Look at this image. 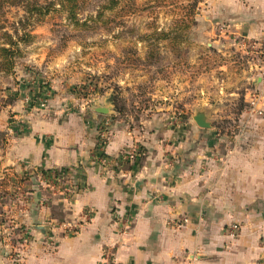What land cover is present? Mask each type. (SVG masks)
<instances>
[{"label":"crops","instance_id":"1","mask_svg":"<svg viewBox=\"0 0 264 264\" xmlns=\"http://www.w3.org/2000/svg\"><path fill=\"white\" fill-rule=\"evenodd\" d=\"M197 10L203 39L217 48L243 54L244 44L264 43V0H201ZM35 79L23 99L43 89L45 103L7 125L2 156L30 180L22 222L32 238L21 264H98L104 249L119 264L251 263L255 240L229 239L224 228L243 221V235L264 234V90L260 113L245 93L238 130L225 140L187 114L150 115L132 127L64 93L78 76L55 77L47 89ZM101 129L110 135L102 152ZM43 170L59 172L62 190L44 184ZM62 222L78 230L65 233Z\"/></svg>","mask_w":264,"mask_h":264},{"label":"rangeland","instance_id":"2","mask_svg":"<svg viewBox=\"0 0 264 264\" xmlns=\"http://www.w3.org/2000/svg\"><path fill=\"white\" fill-rule=\"evenodd\" d=\"M13 1L0 5V47L16 43L12 70H0V264H21L32 238V227L22 222L29 199L23 184L29 177L4 164L2 156L7 125L16 122L20 110L45 103L43 89L23 99L33 77L46 89L55 77H80L64 93L87 106L109 107L132 127L156 114H221L211 123L225 140L238 130L245 93L256 89L262 97L264 88L254 82L261 77V56L206 42L197 20L201 0ZM36 8L42 14L37 16ZM60 177L41 179L62 190ZM232 224L239 229L233 237ZM58 227L65 233L78 230L64 222ZM245 227L243 221L232 222L224 230L232 240L254 239L250 264H264V234L243 235Z\"/></svg>","mask_w":264,"mask_h":264},{"label":"built area","instance_id":"3","mask_svg":"<svg viewBox=\"0 0 264 264\" xmlns=\"http://www.w3.org/2000/svg\"><path fill=\"white\" fill-rule=\"evenodd\" d=\"M244 46L247 48L249 54H257L261 56V63L260 65L257 66V69L261 72L260 78L264 79V43H257V42H251V43H246ZM256 66V65H255ZM260 92L258 90L250 91L248 93V103L247 106L250 110L256 111L257 113H260V110L257 109V106L259 104V101L261 99ZM42 106V104H40ZM109 133L107 129H101L98 133V143L97 147L100 152L105 148L106 144L109 141ZM136 154V150L130 149V151L126 152V157L127 158H134ZM182 223L186 222V219H183L181 221ZM68 226L71 224H67ZM238 226L236 224H232L229 227V236L233 237L237 234L238 232ZM98 264H119L110 250L104 249L101 253L100 259Z\"/></svg>","mask_w":264,"mask_h":264},{"label":"trees","instance_id":"4","mask_svg":"<svg viewBox=\"0 0 264 264\" xmlns=\"http://www.w3.org/2000/svg\"><path fill=\"white\" fill-rule=\"evenodd\" d=\"M67 1L70 2V1H73V0H67ZM2 4H14V1L13 0H0V5H2ZM40 9H38V8L35 9L37 11L36 12L37 16L39 14H42L41 11H40ZM3 35H7V34L6 33H3ZM23 36L24 37H27L28 35H23ZM8 44H9V47L8 48L0 47V70L2 72H7V73H9L12 70V59H11V57H12L13 53L16 52L15 49H12L11 48L13 46H16V43H14V42L12 43L11 41H8ZM37 97H39V94L37 95ZM219 132H221V131H219ZM222 133L223 132H221V134ZM101 156H102L101 154H97V157H101ZM48 173L54 175V177L57 176V175H59V172H57L56 170H52V171L51 170H43L41 172L42 175H44V174H47L48 175Z\"/></svg>","mask_w":264,"mask_h":264},{"label":"water","instance_id":"5","mask_svg":"<svg viewBox=\"0 0 264 264\" xmlns=\"http://www.w3.org/2000/svg\"><path fill=\"white\" fill-rule=\"evenodd\" d=\"M96 112L100 114H109L111 113V109L109 107H98L95 110ZM210 114L207 112H196L193 116L192 119L196 123L197 126L201 128H210L212 126L211 121H209Z\"/></svg>","mask_w":264,"mask_h":264}]
</instances>
